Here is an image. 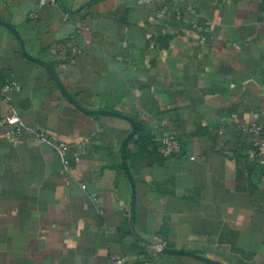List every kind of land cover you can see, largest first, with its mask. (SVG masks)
I'll return each mask as SVG.
<instances>
[{"label":"crops","instance_id":"crops-1","mask_svg":"<svg viewBox=\"0 0 264 264\" xmlns=\"http://www.w3.org/2000/svg\"><path fill=\"white\" fill-rule=\"evenodd\" d=\"M0 21V119L48 140L0 126V264H264V0H0Z\"/></svg>","mask_w":264,"mask_h":264},{"label":"built area","instance_id":"built-area-1","mask_svg":"<svg viewBox=\"0 0 264 264\" xmlns=\"http://www.w3.org/2000/svg\"><path fill=\"white\" fill-rule=\"evenodd\" d=\"M49 2L56 4L57 0H48ZM32 17L35 18L36 15L32 14ZM63 54H72L76 55L79 53V49L72 44L71 42H65L64 49L62 51ZM19 87L18 81L13 77L6 78L5 82L0 87V99L10 101L11 100V94L15 92ZM6 124H12L16 125V131L18 136L23 135L25 132H29L35 136V140L37 142H46L48 141L45 134L35 128H31L26 126L18 112L15 109H12L10 114H7L6 116L2 117L0 119V126H4ZM246 131L253 135V142L252 147L254 150V153L264 158V141L261 139V132L262 128L261 126H251L246 129ZM53 146L57 149L59 152L62 162L64 164V167L66 169L70 168V162L67 158V155L70 151V148L66 144H56L52 143ZM161 147L163 154L165 156H170L173 154H178L182 151V142L177 136L176 133H171L161 139ZM74 157L79 160L80 154L78 151L73 153ZM166 244L162 242L161 240H158L154 242L153 246L158 252H161ZM167 246V245H166ZM110 264H130L128 259L125 256L114 254L110 258Z\"/></svg>","mask_w":264,"mask_h":264},{"label":"water","instance_id":"water-1","mask_svg":"<svg viewBox=\"0 0 264 264\" xmlns=\"http://www.w3.org/2000/svg\"><path fill=\"white\" fill-rule=\"evenodd\" d=\"M0 24H2V25H4V26L8 27L11 31L15 32V30H14L13 28H11V27L9 26V24H7V23H5V22H1V21H0ZM22 48H23V52H24L28 57H30V56L27 54V52H26L25 47H24L23 44H22ZM32 59H33V58H32ZM36 60H37V59H36ZM37 61H39V60H37ZM41 63H42L43 65H46V64H44L43 62H41ZM46 66H47V65H46ZM47 68H48V70L50 71V73H52L54 79L58 82V84H59L61 90H62L64 93H66V94L68 95L69 99H70L72 102L76 103V104L79 106V104L74 100V98H73L72 96H70L69 93L65 90V88L61 85L60 80H59V78L57 77L56 73H55L50 67L47 66ZM92 113H94V112H92ZM107 113H108V112H107ZM128 119L134 123V131H133L132 134L126 139V141L124 142V146L127 144V142L129 141V139H130V138L135 134V132H136V124H135V122H134L131 118H128ZM134 211H135V207H134V204H133V206H132V214H133V215H134V213H135ZM161 252H162V253H190V252H185V251L172 250V249H170L169 247H167L166 245L164 246V248L162 249Z\"/></svg>","mask_w":264,"mask_h":264}]
</instances>
